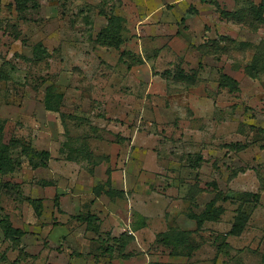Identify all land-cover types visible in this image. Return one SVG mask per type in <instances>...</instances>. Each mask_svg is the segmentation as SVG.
<instances>
[{
	"label": "rangeland",
	"instance_id": "rangeland-1",
	"mask_svg": "<svg viewBox=\"0 0 264 264\" xmlns=\"http://www.w3.org/2000/svg\"><path fill=\"white\" fill-rule=\"evenodd\" d=\"M260 2L0 0V264H264Z\"/></svg>",
	"mask_w": 264,
	"mask_h": 264
},
{
	"label": "trees",
	"instance_id": "trees-1",
	"mask_svg": "<svg viewBox=\"0 0 264 264\" xmlns=\"http://www.w3.org/2000/svg\"><path fill=\"white\" fill-rule=\"evenodd\" d=\"M203 2L212 1L214 2L217 9H219V5L215 3V0H202ZM17 6L23 4L25 0H16ZM219 14L222 18L233 20L238 23L249 22L251 25L256 27H260L264 24V0H261L259 5L255 6L250 4L247 9L235 10L233 12L220 9ZM122 18L118 16H110L107 20V25L103 28L97 37V42L101 46L115 48L117 49L121 43V29L122 26ZM249 76L255 78L258 74V68L256 65V60H253L251 66L246 69ZM218 87L222 89H227L228 92L234 93L238 91V85L236 81H234L231 77L226 74L221 73L219 75ZM264 134V132H263ZM18 143L12 142L8 145L2 144L0 142V174L4 175L7 173H11L19 167L17 161L13 158L12 152L17 147ZM1 192V191H0ZM28 202L33 207L36 216L39 215V209L42 204L40 200L29 199ZM213 204L214 200L209 203L207 206V211L203 214L201 219L197 220L198 224H201L203 220H212L216 218L213 215ZM1 211V209H0ZM0 229L3 231L5 238L16 240L19 239L23 235V231L17 228L12 227V225L8 222L7 219L0 218Z\"/></svg>",
	"mask_w": 264,
	"mask_h": 264
}]
</instances>
